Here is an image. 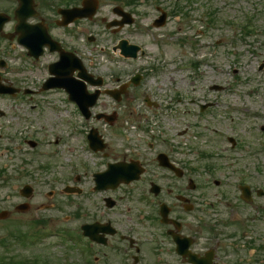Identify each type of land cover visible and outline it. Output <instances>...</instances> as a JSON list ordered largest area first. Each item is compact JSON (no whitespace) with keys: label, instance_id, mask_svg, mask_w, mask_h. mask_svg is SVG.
Returning <instances> with one entry per match:
<instances>
[{"label":"rangeland","instance_id":"rangeland-1","mask_svg":"<svg viewBox=\"0 0 264 264\" xmlns=\"http://www.w3.org/2000/svg\"><path fill=\"white\" fill-rule=\"evenodd\" d=\"M113 2L101 1L97 22L90 25L95 40L84 45L79 39V47L102 71H119L126 79L146 68L139 69L148 76L137 89L138 96L129 101L131 106L128 102L121 106L139 116H129L126 126L122 115L110 128L97 119L86 120L57 91L43 92L32 101L0 95V169L4 172H0V211H10L0 219V264H11L12 259L28 260L25 264H68L84 261L80 254L85 248L89 254L81 225L89 223V171L102 162L88 147L90 126L116 145L134 139V133L147 125L157 137L175 141L183 132L191 161L206 168V189H231L235 181L255 175L256 164L249 154L264 142V0H135L130 6L120 4L135 22L119 32L100 23L101 17H113ZM158 8L167 13L162 26L154 24L161 14ZM121 39L143 46L146 54L138 59L123 57L113 50ZM7 46L0 38V60L11 64L4 77L25 81L20 86L38 87L39 82L33 81L40 73L24 70L30 64L22 60V49L16 47L8 54ZM146 97L157 104L148 106ZM229 137L238 141L237 147H232ZM26 139L40 143L33 149ZM23 167L29 176L21 174ZM214 179L222 180L223 186L217 187ZM24 183L35 187L34 207L16 215L14 206L22 199L14 190ZM66 183L83 192H64ZM50 189L55 190L52 200L57 208L38 211V204L50 202ZM38 217L46 223L34 224ZM55 231L62 235H53ZM66 232L74 234L71 242L63 239ZM78 235L83 240L78 241Z\"/></svg>","mask_w":264,"mask_h":264},{"label":"flooded vegetation","instance_id":"flooded-vegetation-1","mask_svg":"<svg viewBox=\"0 0 264 264\" xmlns=\"http://www.w3.org/2000/svg\"><path fill=\"white\" fill-rule=\"evenodd\" d=\"M98 1L101 5L102 0ZM109 1H114L116 6L126 3L130 6L135 0ZM85 3L89 4V0H0V21H6L0 38L8 43L6 52L10 54L20 47L22 60L30 64L24 70L42 74V78L34 74L33 83L38 81V87L20 86L19 82L25 81L4 77L11 65L5 61L0 62V78L2 83L16 89L18 97L30 101L43 92L57 91L72 102L79 96L77 81H80L83 92L80 97L87 100L93 93H99L90 119L113 128L122 115L139 116L135 115L137 111L121 106L125 102L131 106L129 101L136 99L137 89L148 73L138 70L140 82L133 84L132 74L126 79L119 71H102L100 65L89 60V53L79 47V39L89 45L90 25L95 18L71 20L70 15L63 13V9L82 7ZM19 7L21 29L16 14ZM110 10L112 18H100L105 24L108 21L116 24L124 18L114 6ZM110 30L115 32L117 28ZM61 56L66 61L58 66L56 62ZM94 81H100V85H94ZM94 128L103 142L94 151L102 162L89 171V254L86 249L80 254L84 261L68 264H264V142L249 154L256 164L255 175L235 181L231 189L210 190L206 189V168L191 161L190 150L183 145V132L178 133L175 141L157 137L149 126H144L134 133V139L116 145L108 135ZM110 134L113 136V132ZM234 140L232 147H237L239 143ZM26 142L33 149L40 143L38 139H26ZM110 165L115 168L113 174L118 184L104 187L96 179H103L101 173ZM24 167L21 174L27 177L30 172ZM207 169L210 171L212 167ZM213 182L217 187L223 186L220 179ZM27 184L33 187L30 183L23 185ZM19 189L14 191L22 200L14 209L20 203H27L29 212L34 207L35 187L28 197ZM63 190L71 194L78 187L66 183ZM47 196L50 202L38 204V211L57 208V201L52 200L55 190L50 189ZM27 212L15 209L14 214ZM9 214L10 211L7 217ZM33 223L45 224L46 219L38 217ZM66 257L70 261L73 258L71 254ZM25 261L28 263L24 260V264Z\"/></svg>","mask_w":264,"mask_h":264},{"label":"water","instance_id":"water-1","mask_svg":"<svg viewBox=\"0 0 264 264\" xmlns=\"http://www.w3.org/2000/svg\"><path fill=\"white\" fill-rule=\"evenodd\" d=\"M93 8V9H92ZM95 12V5L94 6H92L91 5V12H90V15H92L93 13ZM127 15H129L130 16V14L129 13H126ZM165 17H166V14L164 13L161 17H160V19L159 20H157V22H156V24L157 25H161V24H163L164 23V21H165ZM124 22H127V23H132L133 22V18H129V19H126ZM123 22V23H124ZM122 23V24H123ZM119 46L122 48V50H123V53L125 54V55H130V56H136V51L138 50V46H134V45H128V43H127V41H121L120 42V44H119ZM23 193H25L27 196H29L30 194H31V192H32V189H31V187H29V186H26L24 189H23V191H22ZM23 208H25V205H21L20 206V209H23ZM1 217H5L6 216V213L5 212H3V213H1V215H0ZM83 229H84V234H88L89 235V225H84L83 226Z\"/></svg>","mask_w":264,"mask_h":264}]
</instances>
